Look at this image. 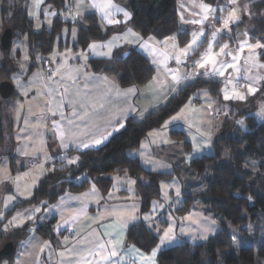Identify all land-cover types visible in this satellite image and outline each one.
<instances>
[{
    "label": "rangeland",
    "instance_id": "rangeland-1",
    "mask_svg": "<svg viewBox=\"0 0 264 264\" xmlns=\"http://www.w3.org/2000/svg\"><path fill=\"white\" fill-rule=\"evenodd\" d=\"M176 5L178 33H183L184 36L181 38L177 34L169 36L160 42V46L174 58L175 65L189 66L193 70L194 76L210 75L213 76L212 78H220V96H211L205 90L198 91L193 97L198 100V103L189 102L163 124L154 139L145 136L139 148L129 150L126 154L129 157L135 156V154L139 156L142 166L147 171L172 173L176 168H179L180 174L160 183L159 200H154L149 212L144 214H138L139 206L135 196L134 182L127 175L125 178L117 175L112 177L114 194H108L103 204L100 203L102 198H100L98 190L91 182L89 188L83 192L68 193L65 198H59L45 208L42 203L17 208V203L30 198L39 180L52 169V164L46 166L45 163H40V160L46 157L47 151L43 142L51 121L46 118L43 96L31 98L30 102L27 101L28 98L24 102L15 98L7 99L8 109L18 126L13 135L14 144L11 143L10 138H7L0 146V231L5 239L14 243L15 248L12 259L10 261L5 259L0 264H104L114 251L111 243L108 240H102L93 232L78 238V229H81L82 225L86 226V224L107 217L117 218L127 224L147 221L156 234L161 232L157 245L159 250L177 245L180 240L191 244H201L220 230L217 219L204 212L202 205H197L196 209L186 213L176 211V209L182 206L185 194L201 190L204 187L205 176H199L193 172L189 168L188 162L203 155H213L212 139L222 132L224 122L228 121L231 128H244V121L240 118L242 113L264 118V114H262V109H264V67L259 66L264 64L259 60L264 48L255 49V56H252L247 46H244L243 51L240 50L244 41L252 45L257 42L250 40L249 26L250 20L264 11V0H237L234 4L229 3V0H218L215 5H208L215 9V12L208 13L206 20L201 5L207 4L202 0H176ZM231 9L236 10L239 20L235 23L230 22L229 26L225 28L223 20L228 17ZM71 17V26L64 27L61 33L62 38L74 40L76 36L74 22H79L81 18L73 19ZM216 21L220 23V27ZM201 31H203L202 39L206 41L205 46L197 57H193L200 45V42H197L185 56L182 50L192 42V34L198 35ZM214 41L215 44L211 47L212 54L218 62L217 67L222 64L226 66L234 63V67L222 68L223 75H212L213 68L210 65L196 66V62L201 59ZM117 42L118 40H114L109 45L117 44ZM224 45H228L224 49L225 54H220V49ZM55 53L59 55L61 62H67L75 55L71 49L63 50L61 53L55 51ZM227 53H231V55H227ZM233 56L237 57L236 61H233ZM177 58L180 63H177ZM252 63H257V65L253 66ZM56 77L57 73L52 70L49 76H44L46 79L44 81L46 84H50L55 81ZM148 86L151 88L148 97L156 95L154 85L151 86L147 82L144 86L138 87L141 99ZM249 86L254 87L256 91L250 94ZM233 89L244 95L245 99L230 98L226 100L225 92L231 96ZM256 96L257 98H255ZM171 129H178L186 133L187 140L191 145L189 153L184 152L178 144H170L169 140L163 136V132ZM160 144H164V149L153 148ZM25 159H29V161L26 163ZM73 159L76 160V156L68 154L56 157L54 160H63L62 166L68 167L75 164L69 163V160ZM11 163L15 165V171H12ZM20 171L24 172L15 175L14 172ZM84 178L86 176L83 174L74 181L78 183ZM120 190L125 191L123 202L116 203ZM85 213L96 214L87 216ZM52 217L58 219L56 222L57 231L69 228L74 234H77L69 238L70 234L67 232V235L62 237L64 244L60 249H54L49 241L41 239L34 230L36 224H43ZM26 222L34 224L28 230L29 235L18 242L14 232L23 227ZM225 226L227 232L234 239H238L234 253L238 250V246L244 244L243 241L248 245L253 242L254 229L251 226L247 227V236L243 237V240L239 237L237 228L227 223ZM169 227L172 228V231L169 232L172 239L164 238L162 242L164 233L168 231ZM257 235V240L264 242V226L259 229ZM75 239V246H69V243ZM71 257L74 263H71ZM56 260H58L57 263H55ZM260 264H264V262Z\"/></svg>",
    "mask_w": 264,
    "mask_h": 264
},
{
    "label": "trees",
    "instance_id": "trees-1",
    "mask_svg": "<svg viewBox=\"0 0 264 264\" xmlns=\"http://www.w3.org/2000/svg\"><path fill=\"white\" fill-rule=\"evenodd\" d=\"M0 19L2 31L10 29L11 39L25 36L29 45V71L35 67L36 56L47 58L51 54L57 37L64 27L71 26L70 20L62 18L69 8L71 0H48L56 16L50 28L34 31L25 9L2 0ZM126 4L131 14L129 27L144 38L165 39L178 33V14L176 0H117ZM207 5H215L218 0H202ZM218 24V21H216ZM74 42H58V50L72 48L84 50L92 42L107 40L119 30V26L102 29L95 14H86L79 22ZM219 25V24H218ZM249 26V25H248ZM250 40L264 43V11L250 20ZM233 30V29H232ZM205 46V40L193 57H197ZM7 49L3 51L7 52ZM259 60L264 62V51ZM88 66L95 74L113 76L120 88L141 87L153 76V69L143 54L134 49H117L110 59H90ZM17 71L16 62L4 58L0 67V83L9 82V77ZM221 82L215 79L199 77L184 87L178 94L169 98L161 107L147 112L141 119L128 118L123 127L115 132L107 142L94 149L76 150L70 155L76 156V163L63 167V160L52 161L49 170L38 182L30 198L17 203V208L43 204V207L56 202L65 193H80L89 188L91 182L101 196L112 189V177L128 175L134 181L139 213L149 212L151 203L160 198V183L179 175L176 168L172 173H157L145 170L137 158L127 156L126 152L139 147L141 141L150 132L160 129L163 124L189 102L197 101L194 95L205 90L211 96H220ZM16 96L14 90L7 98L0 97V146L9 133L10 116L3 102ZM257 98V96L255 97ZM244 128L229 127L228 121L222 126V132L212 139L213 155H203L188 162L189 168L197 175L205 176L201 190L187 193L183 204L176 211L189 212L202 205L204 212L213 215L220 230L206 242L191 244L180 240L177 245L162 249L157 255V264H260L264 262V242H259L258 231L264 226V118L252 114L240 116ZM170 139L189 153L191 145L183 131L171 130ZM56 164V165H54ZM11 169L14 171L13 164ZM86 178L76 183L81 175ZM54 220L34 228L43 239L50 240L56 246L58 238L52 232ZM237 228L239 237L247 236V227L254 229L253 242L244 241L234 253L238 239H234L226 230L225 224ZM32 225L27 224L14 232L17 241L27 237ZM62 236L64 232L61 233ZM160 233L144 223L130 226L126 233V242L148 253L159 243ZM9 242L0 231V249ZM12 243V242H11ZM13 251L15 248L14 243ZM12 253L3 260L10 261Z\"/></svg>",
    "mask_w": 264,
    "mask_h": 264
},
{
    "label": "crops",
    "instance_id": "crops-1",
    "mask_svg": "<svg viewBox=\"0 0 264 264\" xmlns=\"http://www.w3.org/2000/svg\"><path fill=\"white\" fill-rule=\"evenodd\" d=\"M6 1L11 4L16 3L25 9L27 17L31 20L34 31H38L41 28L49 29L52 20L56 16L51 15V13H56V11L52 9L50 4H47L48 0H42L38 6L37 0ZM92 3L93 0H83V3H79L78 0H71L69 8L64 12L62 18L64 20H70L71 16V18L76 19L86 14H95L102 29L116 26L120 27L119 30L113 33L107 40L89 44L98 45L95 49H91L88 45L84 50H73L72 48L58 50L59 41L65 44L66 42H74L76 39V36L74 40L62 38L61 32L63 28L60 32L61 36L59 34V38L57 37L51 54H49L47 58L36 56L34 59L35 67L32 71H29V45L25 36H15L10 39L9 50L7 52L3 51L0 46V67L3 64L4 58L13 60L17 65V71L9 77V83L12 85V90H14L16 95L12 98L18 99L21 102H24L27 98L29 99L27 101L30 102L31 98H35L36 96H43L45 99V114L46 118L49 119L51 123L43 142V146L47 151L45 154L46 157L40 160V163H45L46 166L51 165L50 163L55 161L54 159L56 157H63L76 150L94 149L104 145L111 135L122 128L120 125L124 124L125 120L128 118L141 119L147 112L154 111L161 107L169 98L178 94L184 87L191 84L199 77L220 81V78H212L213 76L210 75L194 76L193 70L187 65H175L174 58L160 46V42L164 39L157 40L152 37L151 39L142 37L129 27L130 19H125L122 12L113 11L112 16L108 19L119 22L108 23V19H104L98 9L91 7ZM114 3L124 11L129 12L125 3L117 0H114ZM3 4V1L0 0V9ZM218 24L220 27L219 22ZM129 29H131V32H129ZM2 33V23L0 19V37ZM133 33L136 35H133ZM197 36V42H200L202 36L200 34ZM114 40H118L117 44L112 43L113 45H109L110 42H114ZM145 42H147V48L143 47ZM214 44L215 41L211 45L214 46ZM105 45H108V47ZM109 47L111 48L110 55H103L102 53L109 52ZM123 48L134 49L143 54L148 60L153 69V76L149 81V85H154L155 96L148 97V92L151 89L148 86L147 91L143 94L144 97L141 99V97H139L138 88H120L113 76L95 74L89 69L88 61L90 59L107 60L112 57L115 50ZM69 49L75 54L74 58H70L67 62H61L59 55L55 53V51L61 53L63 50ZM153 60H155L156 63H153ZM252 65L256 66L257 63H252ZM52 70L57 73V77L54 82L46 84L44 76H49ZM173 73L179 77V82L173 79ZM130 88L134 89V91L127 92V89ZM193 102L198 103V100ZM3 106L6 107L11 122L9 133L4 141L10 138L11 143L14 144L13 135L18 124L8 109L7 100L3 102ZM85 113H87V115H85ZM171 130L165 133L163 132V136L169 140L168 142L170 144H177L172 141L168 135V132ZM60 132L66 133L64 136L66 147L61 146V139L59 138ZM158 132H160L159 129L150 132L147 136H149L148 138L154 139ZM96 140H100L101 142L96 144ZM85 143L88 144L89 147L84 148L83 144ZM153 148L164 149V144L155 145ZM131 157L141 161L140 157L136 154ZM24 161L27 163L29 159H25ZM13 167L15 171L14 164ZM142 167L144 168V166ZM21 172L24 171L14 173L18 175ZM119 176L125 178L126 174ZM66 194L68 193L63 194L60 198H65ZM108 194H114V189H111ZM108 194L106 196H101L100 194V198H102L100 199V203H104ZM124 194L125 191H118L116 203L123 202ZM110 203L112 204V202ZM89 210L91 211L90 208ZM95 214L96 213H85L87 216ZM51 220H54L52 232L59 237L57 246L52 241L43 239L37 233L36 234L44 241H49L54 249H60L62 244H64L62 242V237L67 235V232L70 234L69 238L77 234H74L69 228L57 231V217H52L43 224H36L34 228L39 225H45ZM138 223L149 225L147 221L127 224L117 218L107 217L86 224V226L82 225L81 229H78V238L93 232L100 236L102 240H108L116 255H111L104 264H157V255L160 251L159 248L155 247L150 252L145 253L126 242L127 229ZM27 224L33 226L34 223L26 222L25 225ZM63 232L64 235L62 236L61 233ZM69 244V246H75L76 239ZM154 250L156 251V255L153 257L152 253ZM70 260L71 263H74L72 257ZM57 262L58 260L55 261V263Z\"/></svg>",
    "mask_w": 264,
    "mask_h": 264
},
{
    "label": "snow or ice",
    "instance_id": "snow-or-ice-1",
    "mask_svg": "<svg viewBox=\"0 0 264 264\" xmlns=\"http://www.w3.org/2000/svg\"><path fill=\"white\" fill-rule=\"evenodd\" d=\"M42 2V0H37V6L38 4ZM79 3H83V0H78ZM237 0H229V3H236ZM91 7L96 8L99 10V12L102 14V17L104 19H108L109 17L112 16L113 11L115 12H122L123 16L125 17V19H131V14L127 11H124L122 8H120L118 5H116L114 3V0H93V3L91 5ZM202 9L205 12L204 15V19H208V13H213L215 12V9H212L210 6L208 5H201ZM221 11H223V9H221ZM51 15H56V13H51ZM237 20H239V17L236 15V10L235 9H231L229 11L228 17L226 19L223 20V25L225 28H227L229 26V23H235ZM119 21H114L112 19H108V23H118ZM129 32H131V29H129ZM245 35H247V33H244ZM133 35H136L135 33H133ZM193 40L192 42L185 48L182 50L183 54L185 56H187L188 51L192 49V46L195 45L198 41V36L196 33H193ZM200 35H203V31L200 32ZM215 35V34H214ZM149 39H151V37H149ZM106 47H108V45H105ZM244 46H247V48L249 49L250 53L252 54V56H255V49H262L264 48V43H261L259 41H257L254 45L252 44H248L247 41H244L243 45L241 46V51H243ZM89 47L91 49H95L98 47V45L96 44H92L89 45ZM143 47H148L147 42H145V44L143 45ZM228 45H224L223 48L220 49V54H225L224 49L227 48ZM111 52V48L109 47V52L108 53H102L103 55H110ZM227 55H231V53H227ZM237 57L233 56V61H236ZM153 63H156L155 60H153ZM177 63H180L179 58H177ZM217 60L215 58V56L212 54L211 51V44L209 45L208 50L202 55L201 59L199 61L196 62V66L197 67H205V65H210L213 68V72L212 75H223L224 72L222 70V68L224 67H234V63H230L225 65H221L220 67H217ZM260 67H264V64L259 65ZM173 79L176 82H179V77L173 73ZM134 89L130 88L127 89V92H133ZM256 91V89L252 86L248 87V92L254 93ZM224 98L230 99V98H235V99H239V100H243L245 99L244 95H241L239 92L235 91V89H233L232 95L230 96L227 92H225V96ZM54 114V113H53ZM262 114H264V109H262ZM85 115H87V113H85ZM71 123V121H70ZM120 127H123V124L120 125ZM66 135V133L64 132H60L59 134V138L61 139V146L62 147H66L67 145L64 143V136ZM101 141L100 140H96L95 143L99 144ZM84 148L89 147L88 144H83ZM69 163H76V160H69ZM11 199V198H10ZM155 204V202H154ZM147 219V217H146ZM172 231V228L169 227L168 231L164 233V237L162 238V242L164 238L167 239H172V237L169 236V232ZM110 255L115 256L116 253L115 251H113ZM153 257L156 255V251L154 250L152 253Z\"/></svg>",
    "mask_w": 264,
    "mask_h": 264
},
{
    "label": "water",
    "instance_id": "water-1",
    "mask_svg": "<svg viewBox=\"0 0 264 264\" xmlns=\"http://www.w3.org/2000/svg\"><path fill=\"white\" fill-rule=\"evenodd\" d=\"M11 39L10 29L3 31L0 37V46L2 49H7ZM12 93V85L9 82L0 83V97L7 98ZM13 251V245L10 242L5 243L0 249V258L9 256Z\"/></svg>",
    "mask_w": 264,
    "mask_h": 264
}]
</instances>
